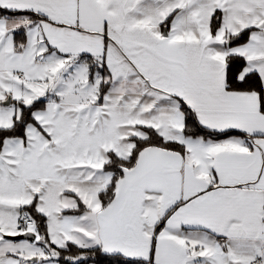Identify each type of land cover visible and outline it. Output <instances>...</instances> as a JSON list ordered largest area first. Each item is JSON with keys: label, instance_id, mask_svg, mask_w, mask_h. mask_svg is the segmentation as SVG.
I'll return each instance as SVG.
<instances>
[{"label": "snow or ice", "instance_id": "obj_1", "mask_svg": "<svg viewBox=\"0 0 264 264\" xmlns=\"http://www.w3.org/2000/svg\"><path fill=\"white\" fill-rule=\"evenodd\" d=\"M0 264H264V0H0Z\"/></svg>", "mask_w": 264, "mask_h": 264}]
</instances>
